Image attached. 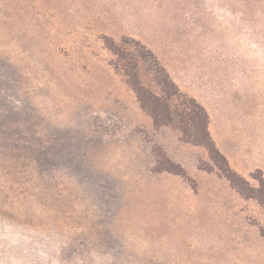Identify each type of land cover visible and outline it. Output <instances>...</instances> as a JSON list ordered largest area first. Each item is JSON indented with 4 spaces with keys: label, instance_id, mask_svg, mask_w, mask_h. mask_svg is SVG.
Wrapping results in <instances>:
<instances>
[{
    "label": "rangeland",
    "instance_id": "374dc122",
    "mask_svg": "<svg viewBox=\"0 0 264 264\" xmlns=\"http://www.w3.org/2000/svg\"><path fill=\"white\" fill-rule=\"evenodd\" d=\"M106 39L150 49L264 176V0H0V264H264V207L154 125Z\"/></svg>",
    "mask_w": 264,
    "mask_h": 264
},
{
    "label": "trees",
    "instance_id": "16d2710c",
    "mask_svg": "<svg viewBox=\"0 0 264 264\" xmlns=\"http://www.w3.org/2000/svg\"><path fill=\"white\" fill-rule=\"evenodd\" d=\"M131 51L127 41L121 44L106 39L105 47L114 55L112 66L120 72L126 83L135 92L140 107L147 112L156 127L175 122L181 131L182 138L195 145L204 146L213 165L223 175L231 186L243 197L254 198L264 207V176L262 173L254 177L257 186L236 173L229 165L227 158L216 147L208 130V114L196 99L183 93L170 78L167 70L157 56L139 41H134ZM146 64V71L151 75L152 82L159 88V92L146 86L141 77V65ZM177 102V103H176ZM163 167L171 173L185 176L173 167L172 163Z\"/></svg>",
    "mask_w": 264,
    "mask_h": 264
}]
</instances>
